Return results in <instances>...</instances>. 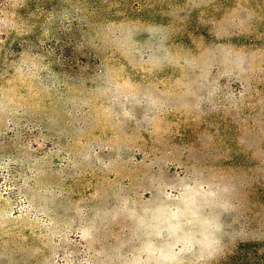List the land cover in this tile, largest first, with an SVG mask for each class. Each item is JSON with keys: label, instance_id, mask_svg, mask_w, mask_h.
<instances>
[{"label": "rangeland", "instance_id": "1", "mask_svg": "<svg viewBox=\"0 0 264 264\" xmlns=\"http://www.w3.org/2000/svg\"><path fill=\"white\" fill-rule=\"evenodd\" d=\"M0 264H264V0H0Z\"/></svg>", "mask_w": 264, "mask_h": 264}]
</instances>
